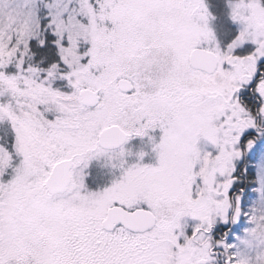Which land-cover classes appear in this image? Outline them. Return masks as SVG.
<instances>
[{
	"label": "snow or ice",
	"instance_id": "snow-or-ice-1",
	"mask_svg": "<svg viewBox=\"0 0 264 264\" xmlns=\"http://www.w3.org/2000/svg\"><path fill=\"white\" fill-rule=\"evenodd\" d=\"M0 264H264V0H0Z\"/></svg>",
	"mask_w": 264,
	"mask_h": 264
}]
</instances>
